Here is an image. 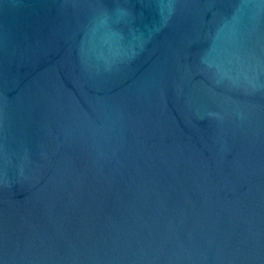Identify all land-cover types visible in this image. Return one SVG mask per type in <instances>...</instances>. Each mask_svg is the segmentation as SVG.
<instances>
[{
	"label": "water",
	"instance_id": "95a60500",
	"mask_svg": "<svg viewBox=\"0 0 264 264\" xmlns=\"http://www.w3.org/2000/svg\"><path fill=\"white\" fill-rule=\"evenodd\" d=\"M0 264H264V0H0Z\"/></svg>",
	"mask_w": 264,
	"mask_h": 264
}]
</instances>
